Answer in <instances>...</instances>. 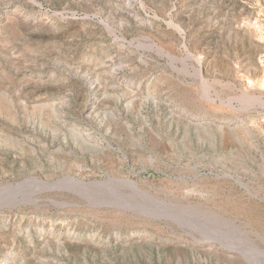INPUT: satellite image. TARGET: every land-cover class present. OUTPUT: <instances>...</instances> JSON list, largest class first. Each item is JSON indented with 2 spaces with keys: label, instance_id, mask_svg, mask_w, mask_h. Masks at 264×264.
Instances as JSON below:
<instances>
[{
  "label": "rangeland",
  "instance_id": "374dc122",
  "mask_svg": "<svg viewBox=\"0 0 264 264\" xmlns=\"http://www.w3.org/2000/svg\"><path fill=\"white\" fill-rule=\"evenodd\" d=\"M0 264H264V0H0Z\"/></svg>",
  "mask_w": 264,
  "mask_h": 264
},
{
  "label": "water",
  "instance_id": "95a60500",
  "mask_svg": "<svg viewBox=\"0 0 264 264\" xmlns=\"http://www.w3.org/2000/svg\"><path fill=\"white\" fill-rule=\"evenodd\" d=\"M30 179H37V180H39L38 177H34V176L29 177L27 180H30ZM40 181H42V180H40ZM42 182L47 183L46 181H42ZM19 184H21V182L9 183L7 185L13 186V185H19Z\"/></svg>",
  "mask_w": 264,
  "mask_h": 264
}]
</instances>
